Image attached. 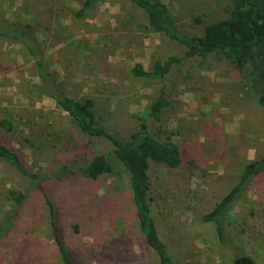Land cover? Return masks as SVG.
I'll return each mask as SVG.
<instances>
[{
  "label": "rangeland",
  "instance_id": "rangeland-1",
  "mask_svg": "<svg viewBox=\"0 0 264 264\" xmlns=\"http://www.w3.org/2000/svg\"><path fill=\"white\" fill-rule=\"evenodd\" d=\"M163 1L178 29L188 34H200L204 23L225 17L229 3ZM81 2L0 0V15L21 17L36 28L45 64L56 81L70 97H90L109 133L126 139L143 117L155 137H170L179 145L187 159L176 171L169 174L150 163L153 177L158 176L152 183L161 182L170 204L166 245L175 264H231L233 257L248 252L250 243L256 245L255 239H264V176L256 178L224 216L223 241L214 225L200 217L232 186L245 162L264 154V106L255 102L248 75L238 77L224 59L208 55L206 64L184 67L174 81L134 76L130 69L135 63L150 68L155 58L180 57L184 48L159 32L144 31V14L128 0H96L87 14L76 17ZM37 82L26 49L0 40V117L12 125L10 131L0 126V141L35 172H56L63 164L81 167L94 153L104 154L116 171L90 183L92 196L111 191L113 211L102 238L92 239L78 227L76 257L81 264H157L155 251L144 245L138 229L128 180L113 145L83 136L52 98L35 93ZM161 86L169 103L155 120L144 106ZM53 180L69 186L66 180ZM23 184L11 164L0 159V207L4 201V207L9 205L7 190L23 189ZM253 208L261 211L249 216ZM259 214L261 227L256 224ZM38 216L33 228L47 256L58 261L50 247L46 207L41 206ZM252 257L264 264V250ZM5 261L10 263L8 256Z\"/></svg>",
  "mask_w": 264,
  "mask_h": 264
},
{
  "label": "trees",
  "instance_id": "trees-1",
  "mask_svg": "<svg viewBox=\"0 0 264 264\" xmlns=\"http://www.w3.org/2000/svg\"><path fill=\"white\" fill-rule=\"evenodd\" d=\"M95 1L82 0L75 16L87 14ZM128 1L144 14V31L159 32L184 48L180 57L168 55L164 59L155 58L150 68L135 63L130 69L132 75L157 78L162 82L170 78L174 81L184 67H200L206 64L207 56L212 55L224 59L238 73V77L248 75L247 84L255 93V102L264 106V0H229L224 7L227 15L204 23L200 34H188L178 29L163 0ZM196 21L201 22L199 18ZM0 40L23 46L32 56L38 78L33 89L35 93L52 98L83 136L88 139L104 138L113 145L114 155L122 164L128 180L144 245L155 251L157 264H175L165 240L170 228L168 194L165 188L160 189L161 182L152 183V180H158V176L153 177L150 163L161 166L163 172L169 174L176 171L187 159L179 145L170 137L165 140L155 137L149 132L143 117L138 128L126 139L109 133L98 120L90 97H70L56 81L45 64L36 28L30 22L21 17L0 15ZM168 103L166 90L161 86L157 93L148 98L144 110L157 120ZM0 126L7 131L12 130L10 121L4 116L0 117ZM0 159L10 163L24 183L23 189L9 188L4 197L9 205L4 207V201L0 207V264H7L5 256H8L9 264H81L74 251V241L79 238L75 237L74 232L79 231L80 227L92 239L104 237V225L108 224L113 211L110 190L98 196L89 193L92 181L102 175H115L116 171L107 157L94 153L81 167L63 164L56 172H35L22 161L21 155L13 147L0 141ZM260 176H264V154L245 162L232 186L200 217L203 222L214 225L219 240L223 241L224 216ZM53 178L66 180L69 186L64 188L60 186L61 181H54ZM160 179L163 180L162 177ZM41 206L47 210L52 240L50 247L53 246L58 261L47 256L39 231L33 228L39 220ZM259 210L251 209L249 216H254ZM246 218L248 216L243 219L244 222ZM256 224L262 226L260 218ZM255 240L256 245L250 243L248 252L233 257L231 264H262L252 254L264 250V239ZM104 248L105 244L102 243L101 249Z\"/></svg>",
  "mask_w": 264,
  "mask_h": 264
}]
</instances>
